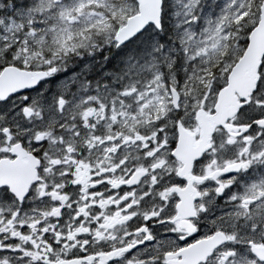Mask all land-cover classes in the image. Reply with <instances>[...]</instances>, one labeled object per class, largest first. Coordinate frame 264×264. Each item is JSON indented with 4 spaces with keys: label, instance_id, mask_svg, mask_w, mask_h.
Wrapping results in <instances>:
<instances>
[{
    "label": "snow or ice",
    "instance_id": "6c2138e0",
    "mask_svg": "<svg viewBox=\"0 0 264 264\" xmlns=\"http://www.w3.org/2000/svg\"><path fill=\"white\" fill-rule=\"evenodd\" d=\"M0 264H264V0H0Z\"/></svg>",
    "mask_w": 264,
    "mask_h": 264
}]
</instances>
